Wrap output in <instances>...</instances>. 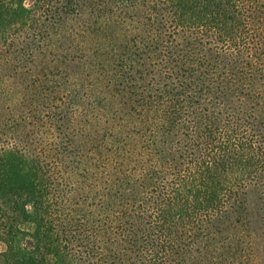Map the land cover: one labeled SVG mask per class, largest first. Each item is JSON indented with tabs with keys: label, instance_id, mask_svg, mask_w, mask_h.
<instances>
[{
	"label": "trees",
	"instance_id": "16d2710c",
	"mask_svg": "<svg viewBox=\"0 0 264 264\" xmlns=\"http://www.w3.org/2000/svg\"><path fill=\"white\" fill-rule=\"evenodd\" d=\"M25 1L0 0V264L264 262V0Z\"/></svg>",
	"mask_w": 264,
	"mask_h": 264
},
{
	"label": "rangeland",
	"instance_id": "374dc122",
	"mask_svg": "<svg viewBox=\"0 0 264 264\" xmlns=\"http://www.w3.org/2000/svg\"><path fill=\"white\" fill-rule=\"evenodd\" d=\"M25 3L28 4V3H29V0H26ZM8 74H9L8 66L5 65L4 68H2V67L0 66V76L4 75V77H7ZM83 100H84V99H83ZM83 115H84V114H83ZM81 116H82V115H81ZM66 125H67V126H70L71 123H67ZM250 212H252V213H253L252 215L254 216V214H255L254 211L250 209ZM255 221H256V218H255ZM255 221L253 220V222H254L253 225H255V227H256L257 223H256ZM4 249H5V243H4L3 241L0 240V252H2ZM260 263H261V262H260ZM261 264H264V262H262Z\"/></svg>",
	"mask_w": 264,
	"mask_h": 264
}]
</instances>
